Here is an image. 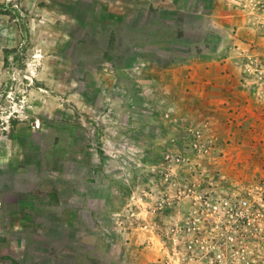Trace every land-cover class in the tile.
<instances>
[{"label":"rangeland","instance_id":"374dc122","mask_svg":"<svg viewBox=\"0 0 264 264\" xmlns=\"http://www.w3.org/2000/svg\"><path fill=\"white\" fill-rule=\"evenodd\" d=\"M0 264H264V0H0Z\"/></svg>","mask_w":264,"mask_h":264},{"label":"built area","instance_id":"2783aa9c","mask_svg":"<svg viewBox=\"0 0 264 264\" xmlns=\"http://www.w3.org/2000/svg\"><path fill=\"white\" fill-rule=\"evenodd\" d=\"M215 209L218 208V205H214L213 206ZM247 201L246 200H242L238 205L236 206H232L229 205L228 206V212L229 215L231 216H235L237 217V219H240L242 217H245L247 215Z\"/></svg>","mask_w":264,"mask_h":264}]
</instances>
